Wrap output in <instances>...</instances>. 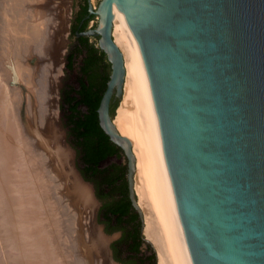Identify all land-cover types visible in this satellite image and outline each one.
I'll use <instances>...</instances> for the list:
<instances>
[{"label":"water","instance_id":"obj_1","mask_svg":"<svg viewBox=\"0 0 264 264\" xmlns=\"http://www.w3.org/2000/svg\"><path fill=\"white\" fill-rule=\"evenodd\" d=\"M113 3L141 48L193 263L264 264V0H101L97 8L89 0L98 24L77 36L99 37L112 64L99 116L128 158L143 234L133 155L110 112L125 78L112 37ZM103 232L112 238L111 262L125 264L111 247L121 233Z\"/></svg>","mask_w":264,"mask_h":264},{"label":"bare ground","instance_id":"obj_2","mask_svg":"<svg viewBox=\"0 0 264 264\" xmlns=\"http://www.w3.org/2000/svg\"><path fill=\"white\" fill-rule=\"evenodd\" d=\"M70 2L0 0V181L5 186L11 179L12 169L20 170V164L25 165V175L19 171L25 177V198L22 195V200L18 196L19 202L15 204L25 201V215H18L23 210L16 215L20 220L25 219L20 225L25 224L23 234L27 240L22 238L24 230L21 229L19 234V225V229L14 227L18 229L15 231L17 236L12 229L14 233L8 237L22 236L13 247L20 245L18 247L23 249L22 244L25 247L26 243L25 255L23 250L24 256L21 255L19 260L14 254L11 258L24 262L25 257L24 264H114L107 247L112 238L104 234L97 221V200L91 186L82 181L74 165L61 122L59 99L72 15ZM26 3L32 13L27 15L29 19L25 17ZM112 13V37L122 53L125 68L123 94L113 124L125 138L122 143L130 147L133 155V190L143 215V235L156 251L159 264H194L165 157L159 117L141 48L115 3ZM106 21V12L102 11V28ZM21 176L17 177L19 182ZM18 179H12V182ZM21 186L12 188L22 192ZM8 192L11 195V191ZM11 201L5 200L7 206L13 205ZM19 204L12 206L14 211L16 206L23 205ZM15 212L7 214V211L4 213L6 218L3 215L1 218L6 220L12 214L14 217ZM21 216L24 217L21 219ZM2 224L0 230L6 229ZM8 225V222L7 227L13 224ZM8 238L3 241L7 242ZM22 240L25 243L20 244ZM7 244L11 243L8 241ZM5 252V256L11 255Z\"/></svg>","mask_w":264,"mask_h":264},{"label":"trees","instance_id":"obj_3","mask_svg":"<svg viewBox=\"0 0 264 264\" xmlns=\"http://www.w3.org/2000/svg\"><path fill=\"white\" fill-rule=\"evenodd\" d=\"M82 1L71 26V35L76 38V42L66 57L65 69L71 78L70 81L67 79L61 89L62 110L71 144L82 165V174L95 183L100 199H108L100 212L105 218L114 219L118 223L113 230L108 227L112 233L127 223H134L139 214H131L136 209L129 192H125L127 187L121 184L127 178L128 164L104 166L110 159L121 158L124 150L112 141L101 126L99 107L111 78L112 64L106 52L91 42L90 37L77 36L88 30L90 21L96 17L89 13V0ZM119 102L118 99L114 102L112 100L110 112L113 118Z\"/></svg>","mask_w":264,"mask_h":264},{"label":"rangeland","instance_id":"obj_4","mask_svg":"<svg viewBox=\"0 0 264 264\" xmlns=\"http://www.w3.org/2000/svg\"><path fill=\"white\" fill-rule=\"evenodd\" d=\"M31 1H33V0H31ZM92 1V0H91ZM101 0H93L92 1V3H93V6H95L96 8H97V6H98V4H99V2H100ZM30 2V1H29ZM82 4H83V1L82 0H71V2H70V6H71V10H72V15H71V23H70V28H69V33H68V45H67V50H66V57H67V53H68V51H69V49L71 48V46L72 45H74V43L76 42L75 40H76V38L74 37V36H72L71 35V26H72V24H73V20H74V18H75V15L77 14V12H79V10H80V7L82 6ZM26 5H27V3L25 4V17H27V19H29L28 17L29 16H27V15H31L30 14V10L26 7ZM27 10H28V12H27ZM29 13V14H28ZM97 24H98V18L97 17H95L93 20H91L90 21V24H89V28H92V27H96L97 26ZM98 40H99V37H90V41L91 42H93V43H95L96 45L98 44ZM65 66H66V63H65V65H64V67H63V70H62V73H61V77H62V81H61V87H60V113H61V122H62V127H63V130L65 131V134H66V140H67V143L69 144V146H70V148H71V152H72V154H73V162H74V165H75V167H76V169H77V171L80 173V176H82L83 177V179H84V181L86 182V183H90V185H93V188H94V193H95V196H96V198H97V200L101 203V205L99 206V209H98V214H97V220H98V223L100 224V225H102L103 227H104V231L107 233V234H114V233H116V232H118V231H116V232H112V233H110L109 232V229H108V227H106L104 224H103V218H102V215H101V212H100V210H101V208H102V206H103V200L102 199H100L99 197H98V195H97V192H96V185H95V183H93L92 181H89L88 179H86L85 177H84V175L82 174V172H81V168H82V165H81V163H80V161H79V158H78V153H77V151H76V149H75V147L71 144V139H70V136H69V129H68V127L66 126V123H65V119H64V112H63V110H62V101H61V89L63 88V86H64V84H65V82L67 81V79H69L68 81H70V74L66 71V69H65ZM119 104H120V102H119ZM116 114H117V110H116ZM21 163H22V160H21ZM118 163H126V164H128V158L126 157V155H125V153H123V155H122V158L119 160V159H116V158H113V159H110L109 161H107V163H105V165L104 166H106V165H113V164H118ZM13 168L15 167V165L14 166H12ZM24 167V168H23ZM23 167H22V165L20 164V167H19V169L22 171H20V170H18V169H16V168H14V169H12V173H11V175L13 176H11V179H10V184H9V182H8V184H9V186H11L10 187V190L8 189L9 188V186H8V188H7V185L8 184H6L5 186L3 185V183H1L2 181H0V187L2 188V190L3 191H5V193L4 192H1L2 190H0V196H2L3 194V198H4V201H3V198L2 199H0V200H2V202L0 203V207L1 208H3V209H1L0 208V220L2 219L3 220V218L5 219L6 218V216H7V214H11V213H13L14 214V212H15V215H16V213L18 212L19 213V211H22V213L23 212H25V201H24V203L22 202V200H24L23 198H25V196H24V186H23V182H25V177H23V176H21V174L23 175H25V171L23 170V169H25V165H23ZM18 170V171H17ZM19 171L21 172V174L19 173ZM19 173V174H18ZM17 175V176H16ZM19 176H21L20 178H21V181H22V183H21V181L19 182ZM18 177V178H17ZM23 178V179H22ZM3 179V178H2ZM12 179H13V181H14V179L16 180V179H18V181L17 182H12ZM0 180H1V178H0ZM24 180V181H23ZM84 182V183H85ZM13 185H12V184ZM85 183V184H86ZM15 184V185H14ZM25 184V183H24ZM3 185V186H2ZM19 185V186H18ZM23 187H22V186ZM12 186L13 187H16V189H18V187H20L21 186V188H19V189H21V190H23L22 192L21 191H19V190H17V191H19V193H17V191H16V189L15 188H12ZM0 188V189H1ZM5 188H7V189H5ZM23 188V189H22ZM5 189V190H4ZM13 189V190H12ZM15 189V190H14ZM6 190H7V192H6ZM8 191H11V195H9L8 193ZM3 193V194H2ZM14 193V194H13ZM17 193V194H16ZM20 193H22L21 195H20ZM24 193V194H23ZM6 194V195H5ZM7 194H8V196H10V197H8L7 196ZM16 195V196H15ZM23 195V196H22ZM5 196H6V199H10V201H11V199H12V206H15L16 204H19V203H16L15 204V202H19V199H16L18 196H20V199H22L21 200V202L20 203H22V204H19V206H21L20 208L18 207V206H16V208H15V211H14V208L10 205L11 203H9L8 204V206H7V204L5 203ZM13 196H14V198H13ZM23 198H22V197ZM16 199V200H15ZM15 200V201H14ZM18 200V201H17ZM15 204V205H14ZM7 206V207H6ZM24 206V207H23ZM8 208H13V209H8ZM17 208H19V209H17ZM6 209V210H5ZM11 210H12V212H11ZM4 211V212H3ZM7 211H8V213H7ZM9 211H10V213H9ZM2 212V213H1ZM4 213H7V214H4ZM21 213V212H20ZM18 214V215H25L24 213L22 214ZM12 214V215H13ZM3 215V218H1V216ZM12 215H9V218L7 217V219L6 220H1L2 222H3V224H4V222H5V225H3L2 224V222L0 221V226H1V224L3 225V227L5 226L6 227V229H7V231L9 232V234H8V232L6 231V229L5 228H1V230H0V232H2V229H5V232L3 231L2 233H0V240L2 239V241L1 242H4L5 240V238L7 239L8 237H10V235H12L15 231H17L19 228V226H21L20 227V229L18 230L19 231V234H20V230L21 231H23L22 232V236H19V238H23V240L26 242V238H25V236H24V234H25V224H24V226H22L23 224L22 223H25L23 220H25L23 217L24 216H21V219L23 218V220H20V217L18 218L17 217V215L15 216L14 215V217L12 216ZM12 216V218H11V221H9V219H10V217ZM15 217H17L18 219H16ZM14 219H16V220H14ZM18 220H19V222L20 221H23L22 223L20 222V223H18ZM15 223H13V222ZM18 223H16V222ZM8 222H9V225L8 226H10V224H13L12 226H10V227H7V224H8ZM11 222V223H10ZM17 224V225H16ZM20 224H22V225H20ZM15 225V226H14ZM19 225V226H18ZM17 226V227H16ZM32 226V225H31ZM14 227H16V228H18V229H16V228H14ZM8 228H11V230H9ZM12 229H15L14 230V232L12 231ZM110 230H112V229H110ZM12 231V232H11ZM17 231V232H18ZM7 232V237H6V233ZM17 232H15L14 234H16V236H17ZM4 233V234H3ZM12 233V234H11ZM24 233V234H23ZM3 236H5L4 238H3ZM15 235H13V236H11V238L12 239H10V238H8V241H9V243H11L12 244V246H11V244H7L8 243V241L7 242H4V243H1L0 242V250H1V253H0V264H2V261H3V264H7V262L5 261V260H7L8 259V261L10 260V262L11 261H14V263L13 264H19V263H21V264H24L25 263V257H24V262H19L18 260L21 258V255H23V254H21L22 253V251L25 249V247H26V243L23 241V242H21L20 244H22V243H25V247H24V244H22L21 246H22V248L23 249H21L20 247H18V246H20V245H15V247H13V243H15L16 244V242L18 241V240H20L21 241V239H19L18 237L16 238V237H14ZM121 236V235H120ZM119 236V237H120ZM119 237H117L116 239H114L113 240V242H112V244L116 241V240H118L119 239ZM14 238H15V240H14ZM25 238V239H24ZM11 240V242H10V240ZM4 240V241H3ZM13 241H15V242H13ZM29 241V240H28ZM18 243H19V241H18ZM17 243V244H18ZM2 244V245H1ZM112 244H111V247H112ZM148 246H150V244H148V243H146ZM8 246V247H5V246ZM13 249H12V248ZM3 248V249H2ZM5 248V249H4ZM152 248V247H151ZM14 249H17V250H19V249H21V250H19V251H15ZM3 250V251H2ZM152 250L154 251V249L152 248ZM4 251H8L9 253H11V255H9V254H6V252H5V254L6 255H9L10 256V258L12 257H14V256H18V258L17 257H15V258H17L18 260H16V259H10V258H8L9 256H5L3 253H4ZM25 252V250L23 251V253ZM155 252V254H156V258H157V263L159 264V262H158V257H157V253H156V251H154ZM20 253V255H17V254H19ZM2 254V255H1ZM13 254H14V256H13ZM24 255H25V253H24ZM23 255V256H24ZM2 256V257H1ZM20 256V257H19ZM23 256H22V258H23ZM5 257H7V259L5 258ZM3 259V260H2ZM15 260L16 261H18V262H15ZM5 261V262H4ZM20 261H22V259L20 260ZM10 264H12V263H10Z\"/></svg>","mask_w":264,"mask_h":264},{"label":"flooded vegetation","instance_id":"obj_5","mask_svg":"<svg viewBox=\"0 0 264 264\" xmlns=\"http://www.w3.org/2000/svg\"><path fill=\"white\" fill-rule=\"evenodd\" d=\"M121 158H119V160ZM122 165H124V163H118V166ZM121 184H124L127 187L125 192H129V197L131 200L128 174L127 178L123 179ZM107 200H103V206L107 203ZM136 212V210L131 211V214L134 215ZM101 215L104 219L103 224L106 227H109L112 230L117 228L118 223L114 219H107L103 214ZM116 230L121 233L119 239L112 244L113 256L116 260L127 264H158L157 258L154 256L155 252L151 250L144 241L140 214L139 218H137L134 223H127L121 229Z\"/></svg>","mask_w":264,"mask_h":264}]
</instances>
